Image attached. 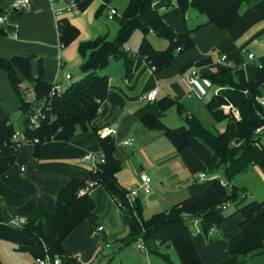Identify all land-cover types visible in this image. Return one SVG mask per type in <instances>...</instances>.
I'll list each match as a JSON object with an SVG mask.
<instances>
[{
	"label": "crops",
	"instance_id": "1",
	"mask_svg": "<svg viewBox=\"0 0 264 264\" xmlns=\"http://www.w3.org/2000/svg\"><path fill=\"white\" fill-rule=\"evenodd\" d=\"M15 1L0 0V11H6ZM69 1H61L53 8L50 0H30L28 11H20L0 25L5 32L0 34V59L31 58L34 76L38 75L41 62L44 79L50 85L58 83L67 88L81 79L84 74L80 67L84 59L79 51L80 45L99 36L115 40L119 23L117 19H108L109 8H115L120 13L129 0H90L83 10L64 11L57 15L55 8L62 9ZM155 7L177 33L193 31V48L178 55L170 67L160 72H155L143 57L138 56L129 78L124 74H109V62L101 71L109 77L108 96L95 121L99 129L117 126L113 138L117 144L115 157L122 165L117 174L120 185L130 191L140 186L141 174L151 177V192L140 191L136 198L142 204L145 219L167 211L190 197L202 196L220 178L213 171L217 161L215 155L199 141L193 140L188 149L179 153L162 130L149 129L143 124V118L158 116L159 103L165 98L176 100L184 112L181 115L177 105L171 107L162 117V123L168 128L184 126L185 116L197 115L199 118L198 115L207 113L212 118L205 105L222 88L211 84L207 97L198 99L185 80V75L192 68L198 69L202 80L210 82V75L229 68L244 69L247 77L256 80L258 68L264 67V0L244 9L240 19L228 30L205 25L206 16L192 8L183 15L176 1L171 6L161 1ZM62 18L68 19L80 32L78 38L65 48L60 46L58 32V21ZM112 22H117V25ZM150 36L157 38L152 33ZM152 45L163 50L168 42L165 40V44L159 47ZM127 50L136 52L133 48ZM251 54L255 60L249 58ZM222 55H227L229 64L221 61ZM67 75L71 79H67ZM18 77L21 82L27 81L20 72ZM0 78L4 82L9 80L7 73L1 69ZM155 88L159 89L157 100L147 101V94ZM173 110L183 118L184 123L177 119V126L170 124L168 113ZM0 119L3 117L0 116ZM218 124L223 126L217 131L223 132L226 122ZM127 139L133 140L132 146L122 145ZM34 151L33 144L23 145L13 166L0 177V200L21 213L26 220L34 221L41 216L45 232L49 234L57 195L72 180L83 181L89 177L92 165L82 162V158L86 153H101V149L94 132L79 130L68 142L45 143L38 156ZM201 174H206L205 179H200ZM235 184L245 189L248 198L264 199V173L258 167L241 175ZM90 196L96 204V227L102 226L104 230L95 236L90 221H83L64 241L69 254L83 264H181L172 246H162L161 254L141 252L136 243L122 247L119 241L128 236L129 229L119 204L102 186L94 187ZM231 206L227 207L226 215H231L226 213ZM241 221L240 214L227 219L217 229V237L211 242L202 231L195 233L192 229L194 244L203 264H219L230 259L229 241L239 234ZM102 237V242L118 243L117 251L102 257L103 248L99 242ZM20 243L35 242L19 226L4 222L0 210V260L3 264H37L30 253L17 250ZM107 247L112 249L116 246L108 244Z\"/></svg>",
	"mask_w": 264,
	"mask_h": 264
},
{
	"label": "trees",
	"instance_id": "2",
	"mask_svg": "<svg viewBox=\"0 0 264 264\" xmlns=\"http://www.w3.org/2000/svg\"><path fill=\"white\" fill-rule=\"evenodd\" d=\"M74 1L80 10L90 3V0ZM161 1H166L168 6L176 1L183 15L192 8L206 16L205 25L228 30L240 19L244 9L261 0H129L116 18L119 23L116 39L111 41L107 36H99L82 43L79 51L84 59L80 67L83 77L52 98L49 96L53 85L45 81L41 62L38 75L34 76L31 71V58L0 59V69L7 73L11 85L20 96V110L24 115L21 130L31 142L38 140V143H33L35 156L39 155L43 144L68 142L80 130L95 133L104 159V163L92 169L86 180H72L59 192L51 215L49 234L45 232L41 216L34 221L28 218L24 225L19 226L35 243H20L18 251L28 252L35 259L49 258L54 261L59 258L61 264H83L66 251L64 241L85 220L90 221L93 231L97 228L94 200L90 194L79 195L80 189L90 182L95 187L102 186L123 212L129 234L119 241L122 247L135 244L142 238L151 253L161 254L162 246L168 245L175 249L181 264H203L188 220L200 219V229L211 242L215 239L208 237L212 228L219 229L227 219L240 214L242 221L239 224V234L229 241L231 257L219 264H247L252 257H264V199L248 201L245 189L235 184L241 175L255 167L264 173V133L255 134V130L264 124V106L258 101L263 99L264 67L258 68L256 80L247 77L241 68H229L209 76L211 84L222 90L205 106L215 123L226 122L223 132L207 128L196 116H185V125L179 128L166 127L162 123V117L171 107L177 105L179 113L184 114L176 100L170 98L159 103L158 116L148 115L142 120L149 129L162 130L179 153L188 149L193 140L199 141L215 155L217 161L213 171L222 170L230 187L215 180L202 196L190 197L167 211L145 219L141 202L138 199L130 200L128 191L118 182L117 174L122 165L115 157V139L101 138L99 135L100 129L95 121L109 91V77L100 72L108 66L111 59L125 60L126 77L129 78L138 56L143 57L155 72H160L170 67L178 55L194 46L193 31L179 34L163 19L155 7ZM135 31H140L143 39L138 51L130 52L125 47ZM58 32L61 48L69 46L80 33L66 18L59 19ZM4 33L0 26V34ZM151 33L166 40L167 48L155 49L148 39ZM18 72L27 81L34 83L33 102L22 97ZM222 105H232L239 112V118L232 112L225 113L221 109ZM38 109H41L42 115L39 117L38 127L33 128L31 118ZM16 131L8 117L0 119V177L13 166L24 145L14 141ZM226 203L236 206L233 214H225L226 209L222 206ZM0 210L6 223H11L14 217L22 215L3 203V200H0ZM0 264H3L1 260Z\"/></svg>",
	"mask_w": 264,
	"mask_h": 264
},
{
	"label": "built area",
	"instance_id": "3",
	"mask_svg": "<svg viewBox=\"0 0 264 264\" xmlns=\"http://www.w3.org/2000/svg\"><path fill=\"white\" fill-rule=\"evenodd\" d=\"M64 1V0H50L51 4L54 6H56V4H58L59 2ZM191 1V0H188ZM31 8V2L30 0H17L14 3H12L10 5V7L6 10V11H0V25L5 24V22L14 14L20 12V11H28ZM77 9V5L76 2L74 0H70L69 3L66 5V7L62 8V9H56L55 8V12L57 15H61L64 11L69 12V11H73ZM120 16V13L117 11V9L115 8H109V12H108V19L110 20H115L116 18H118ZM221 61L223 62H229L228 61V57L227 55H222L221 57ZM249 58L251 60H255V57L253 54L249 55ZM229 64V63H228ZM67 79H71L70 75H67ZM185 80H187L189 82V84L191 85V93L194 94L198 99H204L205 97H207L208 92H209V87L211 85V83L209 81H205L202 80L199 77V71L196 68H192L190 71H188V73L185 75ZM66 88L63 87L61 84H54L51 92H50V98L62 93ZM158 92L159 89L155 88L152 91H150L147 96H146V100L149 102H155L157 100V96H158ZM259 103L261 105L264 106V99H258ZM221 109L226 112H232L234 114L235 117L239 118V112L232 106V105H222ZM42 113H41V109H38L37 112L34 114V116L31 118V126L33 128L38 127L39 125V117H41ZM117 131V126L116 125H111V126H107L104 127L102 129L99 130V135L101 138H107V137H113L116 134ZM264 133V124L261 125L260 127H258L255 130V134L256 135H261ZM14 141H16L19 144H36L38 143V140H33L32 142L29 140V138L27 137V135L25 134V132L23 130H17L14 133L13 136ZM133 140L132 139H127L125 141L122 142L123 146H132L133 145ZM33 144V145H34ZM82 162H88L92 165L93 169H96L98 167L99 164L104 163V159L102 158V154L101 153H86L83 158H82ZM22 171H24V168H22ZM206 174H201L200 175V179H205ZM221 184L223 186H229L230 184L227 181H221ZM151 183H152V179L150 176L146 175L145 173L141 174L140 176V186L131 189L130 191H128V198L130 200H135L136 198H138L139 196V192L143 191L144 193L148 194L151 192ZM95 186L88 182L83 188L80 189L79 191V195L80 196H85L87 194H90L91 191L93 190ZM229 203L223 204V208L227 209V207L229 206ZM26 218L23 215H17L16 217H14L11 221L12 224L17 225V226H21L24 225L26 223ZM188 223L191 225V228L195 231V233H198L201 231L200 229V219H189ZM104 228L102 226H99L95 231H94V235H100L103 232ZM217 228H212L209 232H208V237L209 238H216L217 237ZM136 247L144 253H148V250L144 244V241L142 238H140L137 242H136ZM36 263L37 264H61V261L59 258H55L54 261H51L49 258H38L36 259Z\"/></svg>",
	"mask_w": 264,
	"mask_h": 264
},
{
	"label": "rangeland",
	"instance_id": "4",
	"mask_svg": "<svg viewBox=\"0 0 264 264\" xmlns=\"http://www.w3.org/2000/svg\"><path fill=\"white\" fill-rule=\"evenodd\" d=\"M112 24L117 25V22H112ZM143 39V34L140 31H135L133 35L131 36L130 40L126 44L125 48H133L134 51H138ZM148 39L156 46H162L165 44L164 39H154L152 36H148ZM162 43V44H161ZM164 50V49H163ZM107 71L109 74H124L126 76V62L125 60H116L111 59L110 65L107 68ZM102 74V72H100ZM0 82V116L4 118L8 117L15 127L16 130H20L23 128V122H24V115L22 111L20 110L21 103H20V96L17 94V92L14 90L13 86L11 85L10 80H7V82H4L3 79H1ZM20 90L22 97L28 101L33 102L35 98L34 94V88L32 87V83L29 81H22L20 84ZM263 99H264V91H263ZM196 104V103H195ZM199 107V106H196ZM193 110H196L194 108ZM198 114V113H197ZM197 116V115H196ZM199 118L203 121L204 125L211 129V130H217V128L220 130V128L223 126V124H215L213 119L206 113L205 115H198ZM177 119L180 120V123H184V120L176 110H173L168 113V120L171 122L173 126H177ZM216 126V127H215ZM218 178H220L221 181H225V176L222 170L215 173ZM159 179V177H158ZM238 183V181H237ZM248 201L254 200L250 198H247ZM235 211V205L232 204L231 208L229 209L227 214H233ZM150 216V215H148ZM97 236V235H95ZM102 238L99 239V242L102 245L103 251H102V257L106 256L108 253L110 254L113 251H117V245L116 242H102ZM110 245L112 249H108L107 245ZM110 257V256H109ZM108 258V256H107ZM109 259V258H108ZM105 261V260H104ZM264 261L263 256H255L248 260L247 264H261Z\"/></svg>",
	"mask_w": 264,
	"mask_h": 264
}]
</instances>
